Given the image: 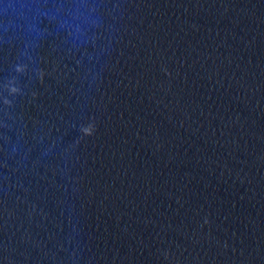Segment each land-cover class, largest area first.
<instances>
[{
	"label": "water",
	"instance_id": "water-1",
	"mask_svg": "<svg viewBox=\"0 0 264 264\" xmlns=\"http://www.w3.org/2000/svg\"><path fill=\"white\" fill-rule=\"evenodd\" d=\"M0 264H264V0H0Z\"/></svg>",
	"mask_w": 264,
	"mask_h": 264
}]
</instances>
